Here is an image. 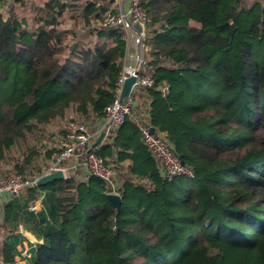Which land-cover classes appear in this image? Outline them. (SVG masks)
<instances>
[{
    "label": "trees",
    "instance_id": "16d2710c",
    "mask_svg": "<svg viewBox=\"0 0 264 264\" xmlns=\"http://www.w3.org/2000/svg\"><path fill=\"white\" fill-rule=\"evenodd\" d=\"M112 1L0 0V178L44 175L70 124L98 128L126 61L124 29L102 24ZM139 2V72L153 84L95 134L120 207L109 182L66 176L10 196L0 233L20 213L33 222L41 242L22 264H264V0ZM141 126L190 174L167 179ZM16 240H3L2 264H19Z\"/></svg>",
    "mask_w": 264,
    "mask_h": 264
},
{
    "label": "built area",
    "instance_id": "2783aa9c",
    "mask_svg": "<svg viewBox=\"0 0 264 264\" xmlns=\"http://www.w3.org/2000/svg\"><path fill=\"white\" fill-rule=\"evenodd\" d=\"M122 2V0H113L112 4L117 5V12H107L102 20L103 25L121 26L125 30L127 40H130L136 48L134 52H128L129 62L125 61L117 79V97L105 107V115L96 130L91 131L84 123L70 124V130L66 133L61 148L52 153V162L45 172L61 170L64 177L72 176L76 179L94 175L109 182L111 188L108 193L115 194L116 170L96 153L95 134L96 132L109 133L124 121L130 113L132 104L130 92L135 86H151L153 84V79L150 76L139 72L140 66L145 63V60L138 50L140 48L147 49L144 29L148 20L147 15L141 8L139 0H126L125 6L121 4ZM135 24L141 25V29L138 30ZM130 76L135 77L131 90L127 96L121 98L122 84ZM140 132L143 143L159 161L167 179L175 175L190 174L164 136L151 132L146 126H141ZM39 177L41 176H34L32 180L21 175L0 178V202L24 191L28 186L36 183ZM39 198L41 199L42 195ZM39 209L40 206H37L35 201L28 205L30 211L37 212ZM29 256L30 252L23 249L15 259L17 263H25Z\"/></svg>",
    "mask_w": 264,
    "mask_h": 264
},
{
    "label": "crops",
    "instance_id": "0c3cea01",
    "mask_svg": "<svg viewBox=\"0 0 264 264\" xmlns=\"http://www.w3.org/2000/svg\"><path fill=\"white\" fill-rule=\"evenodd\" d=\"M123 2L121 3L123 6L126 5V0H122ZM136 50L135 46L133 43L130 42V40H127V48H126V61L129 62V58L127 56L128 52H134ZM138 53H140L138 51ZM137 103V102H136ZM134 115H130L129 118L127 119H134ZM106 138H104V142L102 141L100 144L105 143ZM129 163L128 160H122L120 164L122 166H126ZM158 165V162H157ZM127 169H125L123 172H125ZM121 183V182H120ZM119 183V184H120ZM40 195L34 200L36 202L37 206L42 207V198H39ZM7 201V200H5ZM5 201L0 202V212L2 210L1 205ZM32 201L31 203H33ZM28 210V206L26 208ZM13 235L15 236L16 240V249L18 250V254L23 250L26 249L28 252L29 250L35 246V244L41 242V238L37 235V233L34 230V225L31 220H28L26 217L25 213H20L17 215V219L11 223V226L6 229L5 232L0 233V246L3 243V240L6 239L8 236ZM17 255L15 256V258Z\"/></svg>",
    "mask_w": 264,
    "mask_h": 264
},
{
    "label": "water",
    "instance_id": "95a60500",
    "mask_svg": "<svg viewBox=\"0 0 264 264\" xmlns=\"http://www.w3.org/2000/svg\"><path fill=\"white\" fill-rule=\"evenodd\" d=\"M63 2H65L66 0H62ZM135 80V77L134 76H130L128 77L127 79L124 80L123 84H122V88H121V98L127 96L131 90V86L133 84ZM150 131L152 132V128H150ZM103 135V132L100 134L99 138L97 141H99V139L102 137ZM64 178V175L62 173L61 170H55L53 172H50V173H47L45 175H42L41 177L38 178L36 184L38 185H44V184H47L51 181H54V180H57V179H62ZM110 201H111V204L113 206H115L116 208H119L120 207V197L118 194H115V193H108L107 194Z\"/></svg>",
    "mask_w": 264,
    "mask_h": 264
},
{
    "label": "rangeland",
    "instance_id": "374dc122",
    "mask_svg": "<svg viewBox=\"0 0 264 264\" xmlns=\"http://www.w3.org/2000/svg\"><path fill=\"white\" fill-rule=\"evenodd\" d=\"M117 6V5H116ZM135 27L138 29V30H140L141 29V25H139V24H135ZM145 29V28H144ZM125 31V30H124ZM145 33H146V29H145ZM69 116H66L65 118L67 119ZM50 129H55V128H53V127H51V128H49V130ZM37 140H38V138H35L32 142L34 143V142H37ZM42 141V140H41ZM47 142H49V141H47ZM37 144L39 145V143L37 142ZM49 145H51V143H48ZM48 144H46V145H48ZM48 173H50V172H48ZM45 174H47V173H45ZM44 174V175H45ZM11 176H14V175H11ZM11 176H9V177H11ZM31 204V203H30ZM0 264H2V261H1V257H0ZM19 264H22V262L21 263H19Z\"/></svg>",
    "mask_w": 264,
    "mask_h": 264
}]
</instances>
